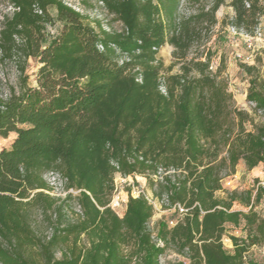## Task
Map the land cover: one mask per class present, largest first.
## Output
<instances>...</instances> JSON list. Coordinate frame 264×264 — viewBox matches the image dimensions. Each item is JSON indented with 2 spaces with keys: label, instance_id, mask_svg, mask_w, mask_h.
Listing matches in <instances>:
<instances>
[{
  "label": "trees",
  "instance_id": "1",
  "mask_svg": "<svg viewBox=\"0 0 264 264\" xmlns=\"http://www.w3.org/2000/svg\"><path fill=\"white\" fill-rule=\"evenodd\" d=\"M8 1L15 10L3 20L1 53L37 58L41 66L36 86L23 64L18 90L0 97V137L15 134L0 149L2 263L160 264L173 247L189 264H264L248 255L264 243V216L254 210L264 188L253 198L222 183L241 159L248 169L264 162V116L256 121L236 106L223 65L211 69L208 45L218 24L253 35L264 0H186L196 6L188 15H179L181 0H105L123 22L116 33L60 0ZM227 1L234 16L219 21ZM50 7L62 23L56 35L46 32ZM166 44L173 47L170 65L159 58ZM242 66L256 116L264 109V78L258 67ZM160 167L178 172L160 197L188 211L151 230L154 207L145 195L129 190L122 215L111 201L117 172L148 175ZM49 170L79 194H49ZM239 198L247 212L233 209ZM72 203L82 213L71 219L65 209ZM228 224L246 232L228 235L232 249L223 240Z\"/></svg>",
  "mask_w": 264,
  "mask_h": 264
},
{
  "label": "rangeland",
  "instance_id": "2",
  "mask_svg": "<svg viewBox=\"0 0 264 264\" xmlns=\"http://www.w3.org/2000/svg\"><path fill=\"white\" fill-rule=\"evenodd\" d=\"M66 5L72 7L76 11H79L86 21L91 25L110 27L111 32H121L123 29L122 20L108 8L105 0H60ZM229 1V0H228ZM227 3L222 5L217 11V18L219 21L227 18L231 20L234 16L233 8ZM14 7L9 4L8 0H0V31L3 26L4 17L11 15L14 11ZM196 10V6L184 2L179 8V15H188ZM49 12L53 17V24L47 26L46 32L48 35H56L62 27V23L57 19V11L55 8L50 7ZM262 28L264 29V18L262 19ZM18 44H22L23 41L17 39ZM249 42L239 33H234L230 25L225 28L218 24L212 33L211 39L208 41V45L212 46L213 66L217 70L223 65L221 76L229 83V90L234 95L236 106L246 109L256 119V121L263 120L262 115H256L250 108L248 101L246 100V93L250 85V74H248L242 65L256 66L264 78V36L261 40L252 42L253 48L248 47ZM173 47L166 44L159 53V58L162 59L165 65H170L173 61L172 57ZM25 60L19 58L16 54L13 57H4L0 51V97H6L11 88H19V81L21 77V65L25 64L24 73L29 75L28 82L31 86L37 85V74L41 66V63L37 58L30 57L25 63ZM178 66L174 68L177 71ZM14 134H10L9 137H0V149L3 147H9L13 141ZM236 171V170H235ZM235 171L229 169L223 172V187L228 190H237L239 195L244 191H256L258 186L264 187V169L259 173L252 172L250 169H244L243 173L236 175ZM178 174L174 169H164L160 167L156 172H150L148 175H130V176H118L115 180L118 192L124 200V208L115 210L121 215L125 209V203L128 198V191L131 190L134 196L145 194L149 197L151 204L154 207V216L149 223V228L155 230L156 224L160 220H169L175 214V211L166 203H162L160 197L162 191V185L166 183L167 179L173 178ZM219 197H226V191H219L217 193ZM241 202L240 198L238 199ZM242 204V202H241ZM250 206L238 205L233 208L234 210L248 211ZM254 210L260 215L264 216V195L263 198L256 203ZM66 217H76L77 208L75 203L71 204V207L65 209ZM37 217H42L38 214ZM233 234L239 237H245L246 232L241 228H235L233 225H227V234L223 237L225 246L228 249L233 248V244L228 235ZM248 255L258 261L264 262V243L253 246ZM160 264H189L188 259L177 252L173 247H169L164 255L161 256Z\"/></svg>",
  "mask_w": 264,
  "mask_h": 264
},
{
  "label": "built area",
  "instance_id": "3",
  "mask_svg": "<svg viewBox=\"0 0 264 264\" xmlns=\"http://www.w3.org/2000/svg\"><path fill=\"white\" fill-rule=\"evenodd\" d=\"M184 2H186V0H181L180 6ZM180 6H179V8H180ZM102 27L104 30L111 32L110 27H106V26H102ZM230 28L234 33H239L243 37L246 38V40L249 42V44H248L249 48H253L252 42L261 40L264 36V29L262 28V26H260L253 35L245 33L244 31L238 30L237 28H235L233 26H230ZM100 49L103 50V47L100 46ZM211 69L215 71L213 64L211 65ZM138 80L141 81V77H139ZM160 90L163 93L166 92V87L163 83L160 85ZM248 104L250 105V108L252 110L256 108V104L254 102H248ZM256 112L258 115L264 116V109H257ZM118 176H123V175L121 173L117 172L115 180ZM43 177H44V180L46 181V183L49 187L48 193L57 199L63 200L65 198H67L69 196V194L77 195L80 192L79 190L68 188L67 187V179L62 175V173H60L57 170L46 171L44 173ZM143 195H145V194H143ZM146 198L151 203L149 197L146 196ZM162 203H166V205H169L170 207H172L174 209V211H177L180 216L186 214L188 211L185 207H183L180 204L170 205L166 196L162 199ZM75 205L77 208V214H81L82 211H81L80 206L77 203H75ZM111 205L114 209L115 208H117V209L124 208V200L122 199L120 193L118 192L117 186L115 188V191H114V194L112 197ZM169 223H170V225H174L176 223V220L170 219ZM161 244L163 245L162 242H161ZM0 264H4V263H2V261L0 260Z\"/></svg>",
  "mask_w": 264,
  "mask_h": 264
},
{
  "label": "crops",
  "instance_id": "4",
  "mask_svg": "<svg viewBox=\"0 0 264 264\" xmlns=\"http://www.w3.org/2000/svg\"><path fill=\"white\" fill-rule=\"evenodd\" d=\"M14 136H15V134H14ZM244 169H248V167H247V165H246V162H245L243 159H241V160L238 162V164L236 165V168H235V170H236V171H235L236 175L239 174V173H243ZM262 169H264V162H261L260 164H258V165L255 166L254 168L250 169V171H252V172H257V170H258V172L260 173ZM263 188H264V187H263ZM251 193H252V192H251ZM256 193H257V189H256L255 192L252 193V197H253V198H254V196H255ZM263 195H264V194H263ZM262 198H263V196L260 198V200H261ZM260 200H259V201H260ZM257 203H259V202H257ZM237 204H238V205H242V206H248V205L241 204V202H239V201L237 200V201L234 202L233 208H235V207L237 206ZM248 207H249V206H248ZM248 210H249V208H248Z\"/></svg>",
  "mask_w": 264,
  "mask_h": 264
}]
</instances>
